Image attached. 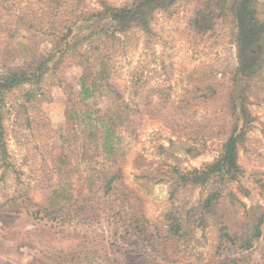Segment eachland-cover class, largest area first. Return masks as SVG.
<instances>
[{
    "label": "rangeland",
    "instance_id": "rangeland-1",
    "mask_svg": "<svg viewBox=\"0 0 264 264\" xmlns=\"http://www.w3.org/2000/svg\"><path fill=\"white\" fill-rule=\"evenodd\" d=\"M138 1L0 0V75L22 70L28 79L0 103L6 151L0 149V264H264V225L249 252L222 238L223 227L234 232L254 220V205L264 207V82L247 101L252 120L238 147L241 173L177 184L213 164L233 129L243 127L232 106L245 84L240 76L234 81L232 0L150 8L148 20L126 33H114L110 18L98 15L105 6L131 8ZM255 3L264 19V0ZM199 4L218 15L207 32L190 26ZM82 78L95 82L93 105L102 112L119 103L130 108L116 185L133 197L150 228L163 230L168 211L193 209L189 236L176 249L167 246V260L136 240L112 243L108 221L59 225L29 214L69 169L74 189L87 192L90 166L75 113L84 107ZM62 153L68 165L59 160ZM216 190L221 197L207 212L204 200ZM24 199L30 202L22 205ZM202 217L204 230L197 227Z\"/></svg>",
    "mask_w": 264,
    "mask_h": 264
},
{
    "label": "trees",
    "instance_id": "trees-1",
    "mask_svg": "<svg viewBox=\"0 0 264 264\" xmlns=\"http://www.w3.org/2000/svg\"><path fill=\"white\" fill-rule=\"evenodd\" d=\"M222 1L216 0V5L221 4ZM175 2L176 0H139L138 4L136 3L131 8L116 9L105 6L102 12H98V15L110 18L115 26L114 33H126L133 26L142 25L148 20L147 9L164 11L173 6ZM228 10L233 14L237 23L235 42L239 66L234 81L236 82V78L240 76L245 83L235 97L232 106L233 111L239 110L243 127L236 126L233 129L231 136L222 146L219 158L213 164L204 171H194L188 174L185 181L179 179L177 181L179 186L190 182L204 185L212 174L223 181L230 175L234 178L241 173L238 163V147L245 137V128L252 120L247 101L264 82V19H260L255 0H232ZM216 17L218 15L202 10V5L199 4L190 26L196 32H207L212 29ZM26 75L27 72L22 70H9L6 75H0V103H4L7 92L28 81ZM96 89L94 81L87 83V79L82 78L79 94L84 107L76 106L77 111L75 110L78 115L77 119L81 117L77 123L83 126L81 134L86 146L84 157L89 160L88 165L90 166L86 176V194H80V191L74 189L70 177L72 170L69 169V172H63V180L57 181L52 188L47 186V190H53L52 193L47 195L40 204H32L34 210H31L29 214L35 219L53 221L59 225L108 221V225L113 226L111 233L114 241L112 243L115 244L120 240H136L143 243L146 250L153 251L160 258L167 260V246L171 245L176 249L180 240L189 236L186 225L193 209L185 214L179 210L166 212L164 228L157 230L150 228L149 220L135 206L133 197L124 190L120 191L116 184L122 178L119 166L123 140L121 126L132 125V119L128 117L129 113L126 114L130 108L125 103H119L108 108L106 112H102L93 105ZM109 93L115 94L112 90ZM91 101L93 102L88 104ZM238 123L239 117L237 116ZM4 134L0 111V149L6 155ZM64 158L65 155L62 153L59 160H63V164L68 165V160ZM191 175L193 178H190ZM220 197L221 194L217 190L210 193L204 200L203 209L207 212L211 211ZM17 201L9 203H17ZM27 202L30 201L24 199L21 203L23 205ZM251 209L257 211L251 223H243L234 232H231L228 227L222 228L223 241L240 253L249 252L254 243L263 237L264 207L254 205ZM222 218L223 216L216 218L219 225H222ZM200 221L197 227L204 230L203 217ZM238 221V225L242 224V221ZM68 257L70 255L65 254L63 262H67Z\"/></svg>",
    "mask_w": 264,
    "mask_h": 264
}]
</instances>
